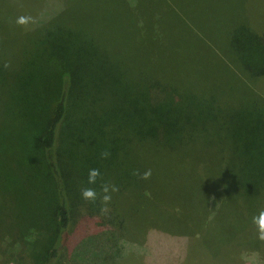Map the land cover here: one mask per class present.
Wrapping results in <instances>:
<instances>
[{
  "label": "trees",
  "instance_id": "16d2710c",
  "mask_svg": "<svg viewBox=\"0 0 264 264\" xmlns=\"http://www.w3.org/2000/svg\"><path fill=\"white\" fill-rule=\"evenodd\" d=\"M159 1L174 16L183 13L188 18L200 6L202 16L185 26L200 40L212 26L226 33L224 41L209 46L213 55L221 56L211 68L227 72L233 67L244 87L243 77L264 80V0H241L235 11L215 14L200 2L176 6ZM100 21H54L40 29L12 30L15 34L6 35L7 47L0 54V177L13 173L21 157L35 150L56 188L55 223L48 227L43 264H57L63 256L79 264H112L122 258L121 216L115 202L101 215L99 199L84 201L81 189L99 192L101 183L110 182L120 192L136 185L131 157L135 147L216 149L215 176L247 204L264 200V99L242 91L237 101L228 102L224 98L236 91L231 80L224 92L217 78L209 90L202 89L198 84L205 81L208 86L214 74L201 77L196 71L201 67L189 70L192 76L172 79L182 71L162 69L154 54L130 68L92 31ZM163 29L157 24L156 32L143 30L145 44L159 49ZM5 63L10 66L5 68ZM105 151L110 156L102 159ZM92 168L102 174L96 185L87 184ZM254 242V250L264 257V244Z\"/></svg>",
  "mask_w": 264,
  "mask_h": 264
},
{
  "label": "rangeland",
  "instance_id": "374dc122",
  "mask_svg": "<svg viewBox=\"0 0 264 264\" xmlns=\"http://www.w3.org/2000/svg\"><path fill=\"white\" fill-rule=\"evenodd\" d=\"M158 1L0 0V54L3 46L7 47L5 38L15 34L13 31L24 32L35 25L40 29L41 24L54 21L83 25L87 20L101 19L92 31L112 47L115 55L130 63V68H137L142 58L154 54L160 57L162 62L157 63L162 69L182 71L174 73L172 79L192 76L194 73L189 70L201 67L196 70L201 77L214 74L210 85L206 86L205 81L198 84L202 89L209 90L217 78L222 85L220 91L224 92L229 90L228 80H231L236 91L224 98L228 102L237 101L242 91L264 99L263 79L248 81L243 77L244 87L233 67L229 66L227 72L223 67L211 68L214 58L221 56L217 52L213 55L215 51L209 46L212 41H224L226 33L212 26V32H206L200 40L186 28L190 19L201 17L198 12L204 10L200 6L194 7L188 18L183 13L174 16ZM170 1L176 6L200 2L214 14L235 11L244 3L241 0ZM21 15L32 18L27 27L16 24ZM157 24L164 28L159 49L145 44L142 34L146 28L149 34L156 32ZM216 151L192 146L178 152L142 147L131 151L132 168L141 173L151 169L152 176L143 180L133 175L136 185L112 194L121 216L124 243L122 258L112 264H264L260 250H254L252 244L259 241L252 218L264 210V200L247 204L237 198L230 184L215 176L218 175ZM57 202L53 177L42 155L35 150L21 157L13 173L0 177L3 264L44 263L47 231L55 223L53 213ZM75 208L80 213L81 209ZM57 264L79 262L63 256Z\"/></svg>",
  "mask_w": 264,
  "mask_h": 264
},
{
  "label": "clouds",
  "instance_id": "9594fccd",
  "mask_svg": "<svg viewBox=\"0 0 264 264\" xmlns=\"http://www.w3.org/2000/svg\"><path fill=\"white\" fill-rule=\"evenodd\" d=\"M32 22V18L29 16H23L17 18L16 24L18 26L27 27ZM10 65L5 63L4 67L8 68ZM110 156V152L101 153L102 159H107ZM133 175L143 180H148L152 176L151 169L145 170L141 173L139 170L133 172ZM99 180H102V174L98 168H92L88 171L87 184L96 185ZM119 192V187L110 182H103L100 184V191L97 192L94 187H84L81 189V198L86 202L95 203L98 199L101 203L100 213L106 215L109 212L108 205L111 203L112 194ZM252 223L257 229V238L264 241V210H261L258 215L252 218Z\"/></svg>",
  "mask_w": 264,
  "mask_h": 264
},
{
  "label": "crops",
  "instance_id": "0c3cea01",
  "mask_svg": "<svg viewBox=\"0 0 264 264\" xmlns=\"http://www.w3.org/2000/svg\"><path fill=\"white\" fill-rule=\"evenodd\" d=\"M199 13V16H202V14L201 13H204V11H200V12H198Z\"/></svg>",
  "mask_w": 264,
  "mask_h": 264
}]
</instances>
